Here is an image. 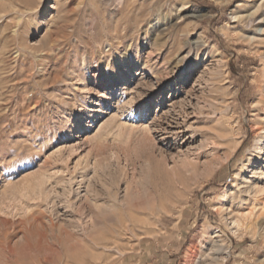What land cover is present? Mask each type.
<instances>
[{
	"label": "rangeland",
	"instance_id": "obj_1",
	"mask_svg": "<svg viewBox=\"0 0 264 264\" xmlns=\"http://www.w3.org/2000/svg\"><path fill=\"white\" fill-rule=\"evenodd\" d=\"M262 131L264 0H0V264H264Z\"/></svg>",
	"mask_w": 264,
	"mask_h": 264
},
{
	"label": "bare ground",
	"instance_id": "obj_2",
	"mask_svg": "<svg viewBox=\"0 0 264 264\" xmlns=\"http://www.w3.org/2000/svg\"><path fill=\"white\" fill-rule=\"evenodd\" d=\"M185 3L189 4L187 1ZM190 7H194V6L190 5ZM140 71L143 74L151 73V68H150V66L142 65V66H140ZM138 129H139V127H138ZM140 131L142 132L141 135H142L143 140H146V141L151 140L150 136H151L152 132H151L150 127L143 126L140 128ZM261 134H262V136L257 141V143L253 149L251 157L249 158L248 162L245 164L244 168L242 167L243 168V170H241L242 175L240 174V176H241L240 180H242V182L240 183L239 193L243 197H240L238 199V200H241V202L238 201V203H236L237 206L244 203L248 197L250 198L253 196H257V195H264V184H263V186L261 185L262 180L264 179V170L256 168V164L262 159V156H264V131H262ZM249 173L251 174V177L245 176ZM238 178H239V176L236 178V182L238 181L237 180ZM43 184H44V182H43ZM227 195H228L227 192H225L222 195V199L220 200L221 201L220 206L222 208H221L220 212L226 213V220L228 222V225L231 227V229L234 231V233H237L238 230H240V228L244 227L245 222L249 221V218L251 217V215H249V214L243 215L240 213H235L236 211H234L232 209V207H226L225 208V206H226V203H225L226 200L225 199L228 198ZM96 224H98V223H96ZM220 247H221V242L220 241H214L212 244H210V249H209V252L211 253L210 255L207 254L204 256V258L202 256L195 257L191 260L190 264H225L226 259L228 257V253L227 252H225V253L220 252L221 251Z\"/></svg>",
	"mask_w": 264,
	"mask_h": 264
}]
</instances>
